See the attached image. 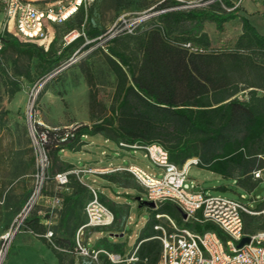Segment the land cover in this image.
<instances>
[{
	"label": "trees",
	"instance_id": "trees-1",
	"mask_svg": "<svg viewBox=\"0 0 264 264\" xmlns=\"http://www.w3.org/2000/svg\"><path fill=\"white\" fill-rule=\"evenodd\" d=\"M262 3L264 5V1ZM179 4L178 0H163L156 6L158 13L152 21L131 32L121 30L103 42L107 49L105 59L116 78L108 113L102 107V114L94 116L99 103L93 76L87 69L92 123L67 131L36 125L38 134L45 132L42 147L48 158L50 150L56 154L63 148L79 150L85 142L84 136L101 134L127 145L158 143L168 151L173 163L181 165L189 158H198V166L222 176L238 173L235 176L238 185L251 188L255 184L250 182L252 172L264 167V34L250 22L243 7L230 0L173 8ZM234 19H239L241 31L232 47L209 49L210 39L204 23H213L217 31H223L225 23ZM100 33L95 27L84 32L89 39ZM0 41V53L12 48L17 57L37 58L34 70L37 75L52 69L48 65L51 57L47 49L36 43L19 42L7 30L0 34ZM183 43H190V47ZM19 74L30 79V65ZM7 78L5 88L10 99L20 87L18 82ZM240 92L245 97H239ZM70 169L72 164L66 163L64 171ZM73 175L72 172L67 175L65 185L72 191L65 197L69 205L64 213L76 220L77 229L81 223L75 213V202L86 189L79 180L71 181ZM62 200L63 197L61 203ZM152 211L136 238L138 260L134 264L159 262L161 242L156 237L159 230L154 225L163 223L162 216L156 218L155 214L169 216L176 224L197 231L214 229L224 238L218 227L210 222L193 226L183 223L178 209L170 202H162ZM26 218V229L38 234L45 232L37 217ZM260 229H264V225ZM245 230L254 231L247 228L246 220ZM54 238L52 236V241L58 248L48 243L58 260H62L58 251L62 248ZM118 252L120 254L121 250ZM107 264L113 263L107 259Z\"/></svg>",
	"mask_w": 264,
	"mask_h": 264
},
{
	"label": "rangeland",
	"instance_id": "rangeland-1",
	"mask_svg": "<svg viewBox=\"0 0 264 264\" xmlns=\"http://www.w3.org/2000/svg\"><path fill=\"white\" fill-rule=\"evenodd\" d=\"M162 1L93 0L79 8L68 19L52 23L50 42L46 48L51 57L48 58L51 59L48 65H51L52 69L44 75H37L34 72L37 58L17 57L12 48L0 53V239L5 231L14 228L25 203L33 193H37L40 181V177L36 175L37 163L40 164L41 157L37 149V133L32 125L67 131L81 124L92 123L89 110L90 86L85 76L87 69L93 76L94 92L99 103L96 105L94 116L102 114V107L108 113L116 78L105 59L104 53H107V49L103 42L126 27L134 29L152 21V17L158 13L156 6ZM178 1L181 4L174 5L173 8L205 5L212 0ZM230 1L238 6L245 2ZM263 1L250 0L255 4ZM243 13L251 18L253 24L261 28L259 24L262 22L259 19H262V16H259V12L253 10L248 13L244 10ZM90 27L97 28L101 33L92 39L84 34L74 42L66 43L64 36L69 31L82 29L86 32ZM238 27L241 28L239 19L225 23L223 31H217L213 23L205 22L204 30L210 39L209 49L232 47L239 34ZM8 29L13 30V25L10 24ZM89 41L93 42L85 47ZM28 64L32 73L30 79L19 74ZM7 77L18 82L20 87L10 99L5 88V81H9ZM238 96L245 97L242 92ZM83 140L85 142L79 146L81 150L63 148L58 154L50 150L49 166L45 171L48 178L43 180L42 188L38 195L36 194L26 218L37 217L44 231L52 230L55 243L62 248L58 249L62 260L55 256L47 239L43 240L25 227H21L10 240L0 264H107V258L103 254L100 255L99 261L95 262L74 251L76 220L64 213L69 205L65 197L71 189L64 190L54 178V174L64 171L66 162L78 168L134 164L157 177L159 170L145 155L143 149L130 148L137 146L114 142L101 134L86 135ZM256 170L260 171V176L256 177L252 172L250 182L255 184L251 188H246L237 184L234 176H238V173H234L233 176H222L192 164L188 167L184 188L190 191L202 190L210 195L234 200L240 199V195L243 194L249 206L260 211L264 207V167ZM78 176H81V173H74L71 181H78ZM83 182L101 193V200L114 215L110 226L86 229L84 242L90 247L114 253L121 250L120 254L127 258L122 264H134L135 261H128V258L139 244L136 240L138 233L152 216L154 209L140 204L138 200V197L145 200L144 188L127 170L103 174L86 172L83 175ZM85 189L77 197L78 202H75V213L78 214L79 223L85 220L82 209L89 197V189L86 186ZM55 195L63 197L60 205L52 203L51 198ZM159 204L157 203V206ZM245 220L248 229L256 230L264 225L262 214H256L254 218L245 216ZM160 221L165 226L168 222L165 216H162Z\"/></svg>",
	"mask_w": 264,
	"mask_h": 264
},
{
	"label": "built area",
	"instance_id": "built-area-1",
	"mask_svg": "<svg viewBox=\"0 0 264 264\" xmlns=\"http://www.w3.org/2000/svg\"><path fill=\"white\" fill-rule=\"evenodd\" d=\"M93 0H0V10L8 27L13 25L11 35L19 42H33L39 47L46 49L50 42V31L48 25L66 20L78 8L90 3ZM133 28L126 27L131 32ZM84 35L82 29L69 31L64 39L67 44ZM2 43L0 41V47ZM190 47V43H183ZM36 130L35 125H32ZM55 129V128H54ZM37 133V130H36ZM37 149L40 155V164L37 163V177H40L37 185V193H33L19 213V219L14 228H10L1 235L0 239V263L4 258L9 242L19 229L24 226V220L32 207L36 194L42 188L45 180V171L49 166V158L42 147V140L45 132L37 133ZM124 144V143H123ZM133 146V145H130ZM143 149L145 155L159 170V176H155L130 164L125 167H103V168H76L70 171L58 172L54 175L59 185L68 182V173L76 174L82 172L106 173L118 170H127L144 188L146 200L157 203L170 202L176 206L183 222L197 221L210 222L218 227L224 235L222 238L214 229L194 231L186 226H180L169 216L164 215L167 226L156 224L154 228L159 230L156 237L161 242V254L158 264H264V229H257L252 232L245 230V216L262 214L264 207L257 211L245 201V196L234 200L219 195H210L204 191H190L184 188V181L188 167L197 165L198 158H189L183 164L178 165L169 159L168 151L158 143L145 145H134ZM40 168V170H39ZM256 177L260 171H253ZM90 197L83 207L85 221L78 226L74 236V251L79 255L91 258L98 262L103 254L111 263H121L127 260L119 253L97 249L84 242L86 229L108 227L113 223L114 215L111 209L100 199V192L88 185ZM52 203L61 204L60 196H53ZM199 213V215H198ZM162 214H155L160 218ZM26 229V228H25ZM29 230V229H27ZM31 233L45 237L54 247L58 248L52 241V230H46L43 234ZM248 236L249 241L237 246L238 241ZM138 245L130 254L128 261H137L136 254Z\"/></svg>",
	"mask_w": 264,
	"mask_h": 264
},
{
	"label": "crops",
	"instance_id": "crops-1",
	"mask_svg": "<svg viewBox=\"0 0 264 264\" xmlns=\"http://www.w3.org/2000/svg\"><path fill=\"white\" fill-rule=\"evenodd\" d=\"M242 2H243V0H242ZM245 4V5H244ZM241 7H243L244 8V10L245 11H247L248 13H251L253 10L254 11H257V12H259V16L261 15L262 16V19H259V20H261V24H259V25H261L260 27L261 28H258L257 26H256V24L254 23L253 24V22L249 19V17H248V19L250 20V22L257 28V30L259 31V32H261L262 34H264V5L262 4V3H254V2H250V0H245V2H243L242 3V5H240ZM250 8H249V7ZM248 7V8H247ZM258 20V21H259ZM211 24V23H210ZM53 27V25L52 24H49L48 25V29H49V31H50V29ZM259 29H262V30H259ZM3 30H7L10 34L14 31V30H10V29H8V27L6 26V23H5V21H4V18H3V13H2V11L0 10V34H2V32H3ZM240 30H241V28L240 27H238V29H237V31H238V33H240ZM79 150H81V149H79ZM66 163H70V162H66ZM70 164H72V163H70ZM130 165V164H129ZM103 167H109V168H113V166H102V167H100V166H97V165H93V166H89V168H103ZM116 167H125V166H116ZM76 168H78V167H75L73 164H72V169H76ZM72 169H70V170H72ZM70 170H66V171H70ZM65 172V171H64ZM70 173V172H69ZM84 173H86V172H82L81 173V176H78L79 177V182H81L84 186H86L87 188H88V185L86 184V183H84L83 182V175H84ZM95 174H100V173H95ZM103 174V173H102ZM235 177V176H234ZM61 187H63V189L64 190H69V188L71 189V191H72V188L71 187H69L68 185H60ZM71 193V192H70ZM101 194V193H100ZM89 197H90V195H89ZM89 197H88V199H89ZM87 199V200H88ZM86 200V201H87ZM86 203V202H85ZM84 203V204H85ZM84 207V206H83ZM83 210V209H82ZM83 214H84V211H83ZM198 215H199V213H198ZM84 216H85V214H84ZM85 221V220H84ZM83 221V222H84ZM83 222H81V224L83 223ZM183 222V221H182ZM183 223H188L190 226H193V225H203L204 223H206V222H197V221H193V220H191V221H188V222H183ZM80 224V225H81ZM180 226H185V225H180ZM186 227H188V228H190V229H192V230H194V231H197V230H195V229H193V228H191V227H189V226H186ZM47 230V229H46ZM45 230V231H46ZM205 230H207V229H205ZM204 231V230H203ZM200 232V231H199Z\"/></svg>",
	"mask_w": 264,
	"mask_h": 264
},
{
	"label": "water",
	"instance_id": "water-1",
	"mask_svg": "<svg viewBox=\"0 0 264 264\" xmlns=\"http://www.w3.org/2000/svg\"><path fill=\"white\" fill-rule=\"evenodd\" d=\"M138 200H139L140 204H142V205H147L148 207H151V208H156L157 207L156 204L153 201H151V200H146V199L145 200H141L140 197H138ZM248 241H249V237L248 236H243L238 241L237 246H241L243 243H246Z\"/></svg>",
	"mask_w": 264,
	"mask_h": 264
}]
</instances>
